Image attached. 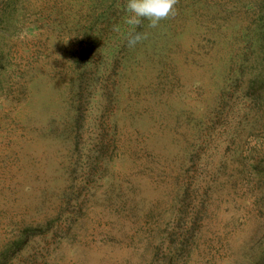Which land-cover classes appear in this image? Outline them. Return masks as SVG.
Returning <instances> with one entry per match:
<instances>
[{"label":"rangeland","instance_id":"rangeland-1","mask_svg":"<svg viewBox=\"0 0 264 264\" xmlns=\"http://www.w3.org/2000/svg\"><path fill=\"white\" fill-rule=\"evenodd\" d=\"M125 3L0 0V264H264V0Z\"/></svg>","mask_w":264,"mask_h":264},{"label":"clouds","instance_id":"clouds-1","mask_svg":"<svg viewBox=\"0 0 264 264\" xmlns=\"http://www.w3.org/2000/svg\"><path fill=\"white\" fill-rule=\"evenodd\" d=\"M177 3L178 0H126L124 23L131 26L127 33V46L134 48L148 38V33L135 30L143 20L148 21L149 27L156 28L161 21L176 15ZM113 31L119 32L120 27L115 25Z\"/></svg>","mask_w":264,"mask_h":264}]
</instances>
